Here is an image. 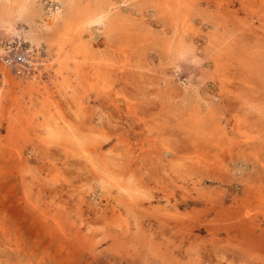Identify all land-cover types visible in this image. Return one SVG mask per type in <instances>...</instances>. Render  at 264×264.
<instances>
[{
    "label": "rangeland",
    "instance_id": "1",
    "mask_svg": "<svg viewBox=\"0 0 264 264\" xmlns=\"http://www.w3.org/2000/svg\"><path fill=\"white\" fill-rule=\"evenodd\" d=\"M0 264H264V0H0Z\"/></svg>",
    "mask_w": 264,
    "mask_h": 264
},
{
    "label": "built area",
    "instance_id": "2",
    "mask_svg": "<svg viewBox=\"0 0 264 264\" xmlns=\"http://www.w3.org/2000/svg\"><path fill=\"white\" fill-rule=\"evenodd\" d=\"M31 57L26 53V51H14L6 59L5 64L8 66H31L29 64Z\"/></svg>",
    "mask_w": 264,
    "mask_h": 264
},
{
    "label": "bare ground",
    "instance_id": "3",
    "mask_svg": "<svg viewBox=\"0 0 264 264\" xmlns=\"http://www.w3.org/2000/svg\"><path fill=\"white\" fill-rule=\"evenodd\" d=\"M20 40H24L26 42H29L31 43L33 46V48H39L40 47V44H41V39H40V35H38L33 29H29L27 30L25 33H24V36H19ZM31 52H34L33 51H29L27 50L26 53L29 55V57L31 56ZM29 64H32L31 60L29 62Z\"/></svg>",
    "mask_w": 264,
    "mask_h": 264
}]
</instances>
